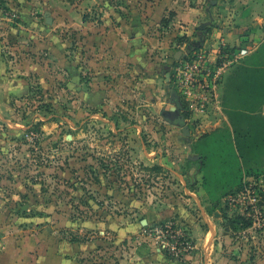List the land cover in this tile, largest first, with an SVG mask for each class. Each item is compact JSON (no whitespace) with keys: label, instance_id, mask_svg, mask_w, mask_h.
I'll return each mask as SVG.
<instances>
[{"label":"rangeland","instance_id":"1","mask_svg":"<svg viewBox=\"0 0 264 264\" xmlns=\"http://www.w3.org/2000/svg\"><path fill=\"white\" fill-rule=\"evenodd\" d=\"M26 1L0 0V245L36 264H264V165L228 159L229 177L208 192L220 214L201 255L187 220L148 219L193 211L184 191L192 178L179 176L203 154L189 146L204 136L192 142L169 119L176 105L165 67L174 58L161 47L174 34L148 23L156 0ZM113 32L136 35L139 45L150 38V68L100 52L97 41L110 44ZM246 59L229 69L248 61L264 71V42ZM149 74L159 84L149 81L147 94ZM168 222L192 244L177 256L154 232Z\"/></svg>","mask_w":264,"mask_h":264},{"label":"crops","instance_id":"2","mask_svg":"<svg viewBox=\"0 0 264 264\" xmlns=\"http://www.w3.org/2000/svg\"><path fill=\"white\" fill-rule=\"evenodd\" d=\"M16 1L12 0V2ZM17 3H23L20 4L21 7L29 5L26 0H18ZM14 6L15 3L12 4V7ZM167 15L172 16L168 19ZM148 23L150 25L163 24L165 28L169 27V34L170 32L174 34L172 44L167 48L161 47L168 55H172V59L177 57V52H184L188 46L207 50L211 60L215 59L220 47L247 49L248 54L244 59H248L264 42V0H156L151 20ZM109 38L110 44L104 41L105 38L97 39V48L100 52L110 48L114 61L119 56L118 60L122 58L133 62L134 69L150 68L144 58L151 54V50L147 47L150 38L144 36L143 45H139L136 35L134 37L121 36L120 33L113 32ZM178 40L182 42L178 43ZM53 47L50 44V52ZM53 60L48 59L47 62L53 66L55 63ZM255 60L256 58L253 59ZM62 62L67 66L69 73L75 71L72 72V66L64 58ZM247 62L241 67L229 69L224 75L219 91L222 116L219 126L203 134L206 137L203 136L195 145L189 146L191 149L195 146L199 147L203 151V154L191 157L192 164L184 175L179 176L183 184H185V177L192 178L190 190L186 189L185 184L184 191L188 195L187 201L194 206L193 211L184 214L180 208L179 210L174 208L172 211L165 212L166 214L155 216V213H149L150 218L148 219L155 222H164L172 217L179 222H182L181 218L187 220L196 249L201 250L197 252V255L203 254L204 250H210L212 244L208 245L207 242L218 232L217 225L213 224V217L220 212L212 207L218 203L208 192L213 183H222L226 181L223 180L224 178L229 177L227 167L232 163L228 159L242 158L244 161L241 163L247 167L250 166V169L261 168L264 165V75H262L264 71ZM151 74L143 78L145 86H148L147 94L150 93L149 81L159 84V76H151ZM166 74L165 80L168 81ZM79 87L82 88V84ZM95 93L100 94L99 90ZM184 122L186 125V120ZM181 132L183 134L182 130ZM194 135L201 138V135L196 134L188 126V136L191 137L192 142ZM205 157L214 162V168L209 171ZM221 202L222 199H220V204ZM199 223L204 228H201ZM9 249V247L0 245V264L37 263L36 256L24 253L17 257L18 255L15 256L13 252L15 250Z\"/></svg>","mask_w":264,"mask_h":264},{"label":"built area","instance_id":"3","mask_svg":"<svg viewBox=\"0 0 264 264\" xmlns=\"http://www.w3.org/2000/svg\"><path fill=\"white\" fill-rule=\"evenodd\" d=\"M247 54V49L220 47L215 59L211 60L207 50L196 48L185 59L172 61L168 80L171 93L176 94L183 103L188 114L186 123L196 134L209 133L219 126L222 118L219 89L224 74ZM244 214L254 217L253 207L244 206ZM154 232L162 240V245L168 248L170 255L177 256L180 247H192L186 230L176 223L168 222Z\"/></svg>","mask_w":264,"mask_h":264},{"label":"water","instance_id":"4","mask_svg":"<svg viewBox=\"0 0 264 264\" xmlns=\"http://www.w3.org/2000/svg\"><path fill=\"white\" fill-rule=\"evenodd\" d=\"M196 48L187 47V49L184 52H177V57L174 58L175 61H178L180 59H185L186 56H188L192 51H194ZM165 69L170 71V67L166 66ZM166 78L169 80L170 74H166ZM171 118L170 121L176 125L177 127H180L183 131L184 136H188V127L185 125L184 119L178 115V109L175 108V112L170 114Z\"/></svg>","mask_w":264,"mask_h":264},{"label":"trees","instance_id":"5","mask_svg":"<svg viewBox=\"0 0 264 264\" xmlns=\"http://www.w3.org/2000/svg\"><path fill=\"white\" fill-rule=\"evenodd\" d=\"M171 16H172V15H171ZM164 24H165V22H164ZM181 42H182V40H178V43H181ZM222 52H225V53H226V50H225V49H222ZM172 100H173V103L176 105L177 109H178L180 112L183 113L182 118H183L184 120H186L187 117H188V114L185 112L184 105H183V103L181 102V100L178 98V96H177L176 94H172ZM237 219L245 220V219H243V217H242V219H241V218H237ZM233 221H235V220H233ZM233 224H234V222H233ZM233 224H232V225H233ZM232 225H231V223H230V227H231ZM230 229H231V228H230Z\"/></svg>","mask_w":264,"mask_h":264}]
</instances>
